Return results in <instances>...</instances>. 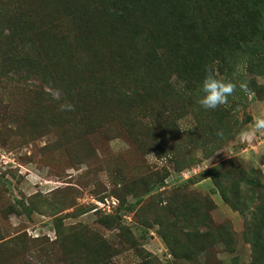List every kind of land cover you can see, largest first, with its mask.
I'll use <instances>...</instances> for the list:
<instances>
[{"label":"rangeland","instance_id":"obj_1","mask_svg":"<svg viewBox=\"0 0 264 264\" xmlns=\"http://www.w3.org/2000/svg\"><path fill=\"white\" fill-rule=\"evenodd\" d=\"M257 1L0 0V264H264Z\"/></svg>","mask_w":264,"mask_h":264},{"label":"clouds","instance_id":"obj_2","mask_svg":"<svg viewBox=\"0 0 264 264\" xmlns=\"http://www.w3.org/2000/svg\"><path fill=\"white\" fill-rule=\"evenodd\" d=\"M236 88V83L227 78H217L213 71L206 70L200 87L202 95L198 103L204 110H216L228 103V98L234 94ZM240 88L245 89L246 86L241 84ZM62 108L68 111L74 110L72 105H63ZM260 131H264V112L257 115L251 132L246 133V135H252Z\"/></svg>","mask_w":264,"mask_h":264},{"label":"trees","instance_id":"obj_3","mask_svg":"<svg viewBox=\"0 0 264 264\" xmlns=\"http://www.w3.org/2000/svg\"><path fill=\"white\" fill-rule=\"evenodd\" d=\"M262 0H258L257 2H256V5H257V7L259 8V13L260 14H262L263 16H264V3H262ZM176 11V9H173V11L172 12H175ZM188 15H189V13H187ZM187 14H185V15H183V16H185V17H183L182 19H187L188 17V15ZM246 18L245 17H240L239 18V20H237V22H239L240 24H241V26L242 27H244L245 29H247L249 32H251V28H250V25L246 22V20H245ZM239 48H241V47H239ZM252 49H254L253 50V53H255V46H253L252 48H251V50ZM243 50V52H246L244 49H242ZM247 53V52H246ZM261 55V54H260ZM263 57V55H261V58ZM252 64L253 63H251L250 64V67H253L252 66ZM256 75H258V74H256ZM262 76V75H261ZM263 77V76H262ZM223 110V108L220 106L219 108H217V110ZM221 114H223V115H226V113L225 112H221ZM226 116H228V115H226ZM223 122V121H222ZM221 124H223V123H221ZM233 131V129L231 130V132ZM228 132H230V130H228ZM231 134V133H230ZM188 180V179H187ZM185 184H187V183H185ZM216 188H218V190L219 191H221V198H222V200H224V201H227V198H226V196L224 195V193H223V189H222V187L219 185V183L218 184H215L214 185ZM16 206H17V208H19L20 210H23V203H20V202H17L16 203Z\"/></svg>","mask_w":264,"mask_h":264},{"label":"built area","instance_id":"obj_4","mask_svg":"<svg viewBox=\"0 0 264 264\" xmlns=\"http://www.w3.org/2000/svg\"><path fill=\"white\" fill-rule=\"evenodd\" d=\"M182 179L186 180L187 179L186 175H182Z\"/></svg>","mask_w":264,"mask_h":264},{"label":"crops","instance_id":"obj_5","mask_svg":"<svg viewBox=\"0 0 264 264\" xmlns=\"http://www.w3.org/2000/svg\"><path fill=\"white\" fill-rule=\"evenodd\" d=\"M251 132V131H250ZM255 134V133H254ZM254 134H252V135H246V136H250L251 138H253L254 137Z\"/></svg>","mask_w":264,"mask_h":264}]
</instances>
